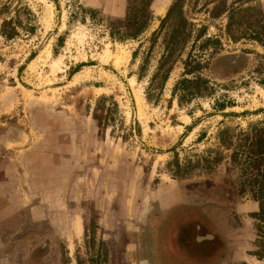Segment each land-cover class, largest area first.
<instances>
[{
  "label": "rangeland",
  "instance_id": "374dc122",
  "mask_svg": "<svg viewBox=\"0 0 264 264\" xmlns=\"http://www.w3.org/2000/svg\"><path fill=\"white\" fill-rule=\"evenodd\" d=\"M95 1L0 0V264H150L179 201L235 204L228 264H264V0Z\"/></svg>",
  "mask_w": 264,
  "mask_h": 264
},
{
  "label": "flooded vegetation",
  "instance_id": "af4514ba",
  "mask_svg": "<svg viewBox=\"0 0 264 264\" xmlns=\"http://www.w3.org/2000/svg\"><path fill=\"white\" fill-rule=\"evenodd\" d=\"M243 56L248 61L247 55L242 53L219 56L214 60L212 68L217 75L233 76L245 69L244 66L246 64L243 65L241 63ZM184 202H186L185 205L181 201L178 202V205L186 208H200V211H195L194 216L180 218L181 224L178 229V238L174 240V243L171 238L165 237V242L163 241L162 244L157 243L155 245L152 241L140 244L139 252L142 256L144 255V259H147L148 262L150 261V264L230 263L236 253L241 252V246H244L240 236L242 229L236 225V222L239 223L242 219L240 209L235 204H229V206L225 207L224 205L218 206L210 203ZM187 203L191 206L187 205ZM167 209L159 210L158 215L168 211ZM257 212V217H261L264 214L261 201H259ZM258 221L263 223L260 219ZM188 225L190 226L188 227ZM188 228L189 230H187ZM237 232L240 233L237 234ZM259 233L260 235L257 237L259 245L256 247L259 254H256L254 258L258 263H262L264 260V255H261L264 250V233L261 231ZM160 245L163 246V250L166 253L167 251H172L175 258H170L169 255H173L171 253L166 254L167 258L161 257Z\"/></svg>",
  "mask_w": 264,
  "mask_h": 264
},
{
  "label": "crops",
  "instance_id": "0c3cea01",
  "mask_svg": "<svg viewBox=\"0 0 264 264\" xmlns=\"http://www.w3.org/2000/svg\"><path fill=\"white\" fill-rule=\"evenodd\" d=\"M92 4L94 5V6H96L97 5V3H98V1H95V0H92ZM120 2L121 3H119V6L116 8V10L115 11H110V10H108V13H111V14H113V15H117V16H121L123 13H124V3H123V0H120Z\"/></svg>",
  "mask_w": 264,
  "mask_h": 264
},
{
  "label": "bare ground",
  "instance_id": "6f19581e",
  "mask_svg": "<svg viewBox=\"0 0 264 264\" xmlns=\"http://www.w3.org/2000/svg\"><path fill=\"white\" fill-rule=\"evenodd\" d=\"M118 61V60H117ZM136 97H137V100H138V102H139V104H140V97L138 96V95H136ZM179 129H180V127H179ZM181 130V129H180Z\"/></svg>",
  "mask_w": 264,
  "mask_h": 264
},
{
  "label": "trees",
  "instance_id": "16d2710c",
  "mask_svg": "<svg viewBox=\"0 0 264 264\" xmlns=\"http://www.w3.org/2000/svg\"><path fill=\"white\" fill-rule=\"evenodd\" d=\"M95 117H97V115H95Z\"/></svg>",
  "mask_w": 264,
  "mask_h": 264
}]
</instances>
